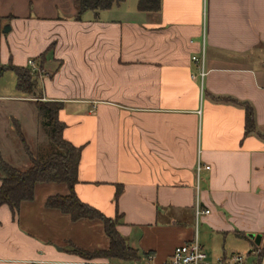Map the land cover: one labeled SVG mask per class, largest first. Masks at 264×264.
<instances>
[{
  "label": "crops",
  "instance_id": "1",
  "mask_svg": "<svg viewBox=\"0 0 264 264\" xmlns=\"http://www.w3.org/2000/svg\"><path fill=\"white\" fill-rule=\"evenodd\" d=\"M128 2L77 18L75 0H0V28L9 23L24 41L8 59L2 45L0 62L29 67L52 48L38 99L63 104V137L81 147L74 191L118 219L134 263L164 264L196 233L209 261L246 253L264 264V0H160L154 12ZM29 98L14 99L34 106ZM243 104L253 133H244ZM13 153L7 163L28 166ZM198 163L209 169L197 174ZM67 194L42 183L15 215L0 207V264H130L71 250L103 251L109 240L101 221L45 207Z\"/></svg>",
  "mask_w": 264,
  "mask_h": 264
},
{
  "label": "trees",
  "instance_id": "2",
  "mask_svg": "<svg viewBox=\"0 0 264 264\" xmlns=\"http://www.w3.org/2000/svg\"><path fill=\"white\" fill-rule=\"evenodd\" d=\"M124 1L75 0L76 17L79 18L81 14L87 11L97 13L109 10L113 5ZM159 2L160 0H137V10L157 11ZM42 54L37 58L40 59ZM6 71L14 73L16 77L15 90L18 94L24 97H33L38 94L37 84L32 80L31 71L28 67L16 66L11 62L7 64H1L0 62V76ZM34 105L39 126L47 137V143L42 147L32 149L31 146L26 144L25 138L20 132L18 121L12 119V127L17 133L29 163L25 168H15L2 159L0 153V207L7 206L15 215L21 203L30 202L34 199V188L37 184H62L67 187L68 194L47 198L45 207L61 211L68 215L72 221L80 219L101 221L109 240L108 249L103 251L88 252L74 246L71 250L85 260L107 259L125 263L136 262L140 257L118 233V219L105 217L98 210L82 203L74 191L75 185L78 183L81 147H74L63 137L65 124L58 118L63 104L57 101L36 100ZM242 106L245 111L244 133H253L255 125L252 108L247 104ZM119 193L120 191L117 190L116 197ZM259 254L261 259L263 251H260Z\"/></svg>",
  "mask_w": 264,
  "mask_h": 264
},
{
  "label": "rangeland",
  "instance_id": "3",
  "mask_svg": "<svg viewBox=\"0 0 264 264\" xmlns=\"http://www.w3.org/2000/svg\"><path fill=\"white\" fill-rule=\"evenodd\" d=\"M45 1H48V0H45ZM50 1L52 2V0ZM55 1H57L58 5L62 3V0H55ZM130 2L131 0H129L128 4H130ZM44 16L48 17V15H44ZM4 26L10 27L9 23L5 24ZM14 33L15 32L12 33L10 30L7 32H4V27H2V29L0 28V49H1V46L3 45L7 51L10 50L9 51L10 54L7 55V59L11 55L12 56L16 55V57L20 56L21 55L20 50H22L21 45H24V41L22 40V37L19 35L14 36L13 35ZM3 36L5 38H3ZM52 45L53 43L50 45V47ZM51 49L52 48L50 49L48 48L42 54L40 59L37 58L38 59L37 61L34 58L30 59L34 63V68L31 66H29L28 68L31 71L32 80L37 84V87L39 86L40 78L46 75L48 72H51L47 70L48 68H45V62H47V59H48L47 54H50ZM7 59L5 63L7 62ZM15 83H16V77L12 71H6L0 76V137H3V139H1L2 143H0V153H1L2 159H4V156H5L6 159L11 164H13L11 161L16 160L17 158L13 152L15 153L16 151L20 152L19 159H23V155L26 156L24 152V148L22 147L20 140L17 136V133L11 126L12 121H13L11 120V118L17 119V121L21 125V127H19L21 130L20 132L22 133V136L25 138L26 144L31 146L32 149H34L35 144L37 143L42 144V142L44 141L43 139L45 138V133L42 131L41 127L39 126V122H38V133L36 134V136H34V134L32 136L29 134V133H32L34 130L32 127L34 125V122H33L34 119L31 114L32 113L31 109L32 107L33 108L35 107L34 102L36 100H39L38 98L40 97V95L38 94H41L39 90L40 88L38 87V90H37L38 94L36 96H33L34 98H37V99H33V97L29 98V99H33L32 105L34 106H28L26 102L15 101L16 99L14 98L19 96V94L15 90ZM8 128H9V134H7L6 132ZM16 162H19V161H16ZM214 242L215 243H213V245L216 246V249L221 250L222 241L215 240ZM228 254H231V253H228ZM253 260L254 259H252L251 257L248 260V264H255ZM211 261H214V260H211Z\"/></svg>",
  "mask_w": 264,
  "mask_h": 264
},
{
  "label": "built area",
  "instance_id": "4",
  "mask_svg": "<svg viewBox=\"0 0 264 264\" xmlns=\"http://www.w3.org/2000/svg\"><path fill=\"white\" fill-rule=\"evenodd\" d=\"M195 61H198L196 57L192 58ZM28 65L34 68V63L32 61H28ZM203 69H201L200 76L203 77ZM209 169L208 166L203 167L200 163L197 164L196 173L199 174L201 169ZM209 211H197L196 216L198 214H208ZM137 264V263H130ZM164 264H248L246 261V256L243 254H231L227 257L217 260L216 262H212L207 260V255L201 247L196 233L194 237L186 244L177 246L174 248L170 260L165 262Z\"/></svg>",
  "mask_w": 264,
  "mask_h": 264
},
{
  "label": "water",
  "instance_id": "5",
  "mask_svg": "<svg viewBox=\"0 0 264 264\" xmlns=\"http://www.w3.org/2000/svg\"><path fill=\"white\" fill-rule=\"evenodd\" d=\"M10 30V27L8 26H4V32H7ZM249 238L254 240V243L256 245H259L260 244V241H261V236L260 235H249Z\"/></svg>",
  "mask_w": 264,
  "mask_h": 264
}]
</instances>
